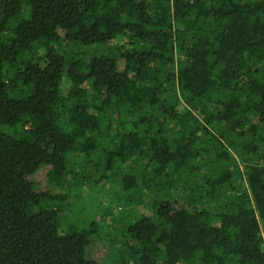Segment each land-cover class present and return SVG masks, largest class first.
<instances>
[{"label":"trees","instance_id":"trees-1","mask_svg":"<svg viewBox=\"0 0 264 264\" xmlns=\"http://www.w3.org/2000/svg\"><path fill=\"white\" fill-rule=\"evenodd\" d=\"M77 163L145 194L121 241L37 191ZM263 229L264 0H0V264H264Z\"/></svg>","mask_w":264,"mask_h":264},{"label":"rangeland","instance_id":"rangeland-1","mask_svg":"<svg viewBox=\"0 0 264 264\" xmlns=\"http://www.w3.org/2000/svg\"><path fill=\"white\" fill-rule=\"evenodd\" d=\"M65 49L68 51L67 48ZM119 69H124L123 60L119 61ZM89 88V84L84 86L86 90H89ZM65 89L67 90V88ZM66 90L64 91L66 92ZM132 168V161L125 164V170L128 174H131ZM48 170L49 168H45L37 176L39 185L37 191H45L52 194L58 193L66 196L65 204H67L68 213L66 215H69L71 218L65 229L77 226L81 230L84 229L83 225L86 221L87 223L96 221L103 233L110 234V237H115L114 240L117 241L120 240L117 234L137 219L138 211L145 212L148 200L141 190L135 189L134 191L125 193L118 184L114 183L110 185L105 183L106 191L101 192V188H103L102 183L95 185V182L90 181L91 179H96L94 167L77 163L73 174L66 177L65 182L60 185L47 179L46 174ZM242 170H244V166H242ZM108 176L109 180H114L115 178L113 171L108 173ZM201 193L203 194L202 191ZM178 194L180 197L178 196L175 204L177 208L192 209L195 207L197 203H194L195 201L193 200V198H197L195 194L194 196L182 192ZM206 203L205 198H202L201 204ZM93 250L95 258L102 264H105L103 261H106L108 257L106 246L98 244L96 247H93Z\"/></svg>","mask_w":264,"mask_h":264}]
</instances>
